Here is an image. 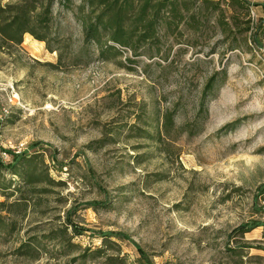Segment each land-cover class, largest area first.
Here are the masks:
<instances>
[{"label": "rangeland", "instance_id": "1", "mask_svg": "<svg viewBox=\"0 0 264 264\" xmlns=\"http://www.w3.org/2000/svg\"><path fill=\"white\" fill-rule=\"evenodd\" d=\"M246 1L248 17L225 12L232 36L214 15L139 57L85 48L55 6V52L25 35L16 60L0 55V165L40 150L44 178L24 200L0 169V264H143L138 249L151 264H264L262 229L234 233L264 222V47L249 39L264 45V0Z\"/></svg>", "mask_w": 264, "mask_h": 264}, {"label": "trees", "instance_id": "2", "mask_svg": "<svg viewBox=\"0 0 264 264\" xmlns=\"http://www.w3.org/2000/svg\"><path fill=\"white\" fill-rule=\"evenodd\" d=\"M55 6L59 7V13L72 14L81 27L85 48L94 47L100 57L113 52L120 55L115 47L131 53L133 57L157 55L164 37L180 35L181 26L193 33L201 32L214 15L221 35L232 36V26L225 20V12L229 9L234 13L231 16L233 21H236V10L245 17L249 16V3L246 0H22L14 5L0 6V55L15 58L25 35L44 43L47 51L55 52L54 46L61 45L58 29H54L58 18L53 13ZM249 39L257 48L264 47L258 40L257 31L250 34ZM58 61L61 62V55ZM213 82L214 78H211L205 91L210 90ZM171 122V115L165 118L166 128L170 127ZM40 147V143H35L30 149ZM39 151L35 150L33 155L27 152H5L11 156V162L5 168L19 178L21 186L15 187V190L20 192L24 200L22 186L43 183L44 178L42 174L39 175L40 170L37 168L41 158ZM1 168L5 169L0 165ZM45 180H48V176H45ZM5 189L0 186V195L7 199L10 194H5ZM260 199L264 200V183L256 188L253 195L252 208L256 213L264 212V204H258ZM16 204L21 206L24 203L18 201ZM107 204L91 203L89 207H105ZM2 206L3 203H0ZM68 223L75 235L84 233L83 229L72 225L69 220ZM258 228L264 233V222L251 220L234 233L243 236ZM98 235L104 241L111 237L125 240L119 234ZM97 251L100 252L101 248ZM138 251L141 252L143 264H151L142 251Z\"/></svg>", "mask_w": 264, "mask_h": 264}, {"label": "built area", "instance_id": "3", "mask_svg": "<svg viewBox=\"0 0 264 264\" xmlns=\"http://www.w3.org/2000/svg\"><path fill=\"white\" fill-rule=\"evenodd\" d=\"M13 98H15V97L13 96ZM8 100H9V101H12L11 99H8ZM21 147H22V146H20V147L18 148L19 151L21 150ZM2 156H3V157H7L5 152L2 154Z\"/></svg>", "mask_w": 264, "mask_h": 264}]
</instances>
